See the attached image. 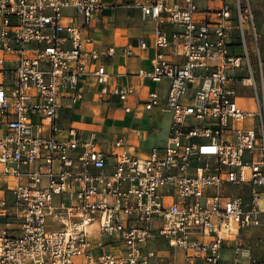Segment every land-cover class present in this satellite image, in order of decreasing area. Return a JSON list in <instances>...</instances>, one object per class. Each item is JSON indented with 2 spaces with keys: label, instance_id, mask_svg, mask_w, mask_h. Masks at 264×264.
Returning <instances> with one entry per match:
<instances>
[{
  "label": "built area",
  "instance_id": "obj_1",
  "mask_svg": "<svg viewBox=\"0 0 264 264\" xmlns=\"http://www.w3.org/2000/svg\"><path fill=\"white\" fill-rule=\"evenodd\" d=\"M109 1L0 0V264H264L251 239L259 228L264 243V33L250 0ZM116 5L153 23L137 40L150 67L126 72L139 86L111 84L114 49L90 34ZM89 77L97 102L166 112L163 141L64 123Z\"/></svg>",
  "mask_w": 264,
  "mask_h": 264
},
{
  "label": "crops",
  "instance_id": "obj_2",
  "mask_svg": "<svg viewBox=\"0 0 264 264\" xmlns=\"http://www.w3.org/2000/svg\"><path fill=\"white\" fill-rule=\"evenodd\" d=\"M106 1L110 2L109 0ZM250 3L254 9L258 28L264 33V0H250ZM152 27L153 23L141 20L138 10L126 9L117 5L113 8H105L103 14L94 20L90 34L94 39L95 46L99 49L108 47L114 49L113 55L106 54L102 58L105 69L110 73L111 84H136L139 86L141 80L126 74V72L129 68L138 66L150 67V57L154 51L150 47L151 45L147 49H141L137 45V40L138 37L144 36L146 41L150 43L148 34ZM129 48L130 53L126 51ZM147 83L148 81H145V84ZM96 86L93 78L89 77L84 86V97L81 105L72 109L71 113L65 114L64 123L73 121L78 127L95 129L101 137L107 138L118 134H129L132 128L140 127L149 131L147 138L140 141L142 146L147 142H156V135L162 128H164L165 138L169 125V115L166 112L159 108L152 111L143 110L142 103L134 104L130 112H125L122 105L114 100L97 102L95 101ZM245 89L246 92L249 91L248 87ZM240 90H238V99L242 97L239 95ZM62 103L66 104L67 100L62 99ZM240 104L242 103L240 102ZM244 107L247 108L248 106ZM254 250L258 253L261 249L258 250L254 247Z\"/></svg>",
  "mask_w": 264,
  "mask_h": 264
},
{
  "label": "rangeland",
  "instance_id": "obj_3",
  "mask_svg": "<svg viewBox=\"0 0 264 264\" xmlns=\"http://www.w3.org/2000/svg\"><path fill=\"white\" fill-rule=\"evenodd\" d=\"M241 75H244L245 72H240ZM248 91V90H247ZM239 95L242 96L239 99V102H241L244 106H250L251 102H252V96L250 94V91L246 92V89H241L239 91ZM164 128H162V130L156 135L157 137V141L156 143H159L163 138H164V134H163ZM150 142H147V144H149ZM253 236H252V241H253V247L257 248L258 250L261 249L260 251H258V256L260 257H264L263 255V250H264V243L262 240V236H263V232L261 229L259 228H254L252 230ZM163 244V241L161 240H152L149 239L147 242V246L144 248H160ZM180 252L178 251V254Z\"/></svg>",
  "mask_w": 264,
  "mask_h": 264
},
{
  "label": "bare ground",
  "instance_id": "obj_4",
  "mask_svg": "<svg viewBox=\"0 0 264 264\" xmlns=\"http://www.w3.org/2000/svg\"><path fill=\"white\" fill-rule=\"evenodd\" d=\"M245 87H248L249 91L251 90V86L247 84Z\"/></svg>",
  "mask_w": 264,
  "mask_h": 264
}]
</instances>
